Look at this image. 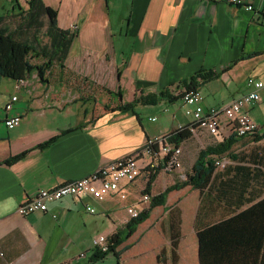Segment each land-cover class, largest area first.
Segmentation results:
<instances>
[{"label": "crops", "instance_id": "obj_1", "mask_svg": "<svg viewBox=\"0 0 264 264\" xmlns=\"http://www.w3.org/2000/svg\"><path fill=\"white\" fill-rule=\"evenodd\" d=\"M15 1L0 0V12ZM18 1L26 6L28 0ZM43 1L57 9L60 28L78 29L65 71L90 74L98 86L107 89L106 101L101 89L89 87L84 94L81 88L67 89L60 81L53 87L35 73L23 81L0 77V264H202L198 233L227 220L231 222L208 234L205 263L262 264L264 87L261 101L248 109L260 126L256 136H235L230 147L210 155L214 167L208 180L200 187L187 184L171 190L166 201L123 239L116 249L119 258L109 253L92 262L94 239L120 229L124 234L131 219L127 208L148 207L149 201H142L150 174L145 168L136 182L126 185L127 199L112 195L102 202L91 201L99 213L88 212L80 198L64 197L49 203L46 212L18 214V208L39 190L83 178L132 155L148 138L193 125L195 133L180 144L182 168L157 171L151 196L187 180L202 150L230 140V126L225 127L223 138L211 135L185 114L181 101L172 108L170 103L138 105L135 113L114 108L121 101L164 88L177 91L178 83L200 70H219L234 61L229 71L199 87L205 106L226 105L247 93L250 77L264 82L262 0H242V4L224 0ZM246 5L254 9L247 10ZM113 10L126 14L118 27V55L109 15ZM221 81L226 99L210 101L207 94L216 96L219 91L214 84ZM126 89L130 98L122 95L113 101L112 95ZM205 90H209L206 95ZM15 95L18 100L7 111L5 105ZM158 105L164 107L159 112L146 114L142 109ZM16 116L21 118L20 125L7 128L6 119ZM50 140L48 146L39 147ZM27 150L22 160L5 163ZM222 156L228 159L224 169L215 165ZM140 164L146 166L148 159L143 157Z\"/></svg>", "mask_w": 264, "mask_h": 264}, {"label": "trees", "instance_id": "obj_2", "mask_svg": "<svg viewBox=\"0 0 264 264\" xmlns=\"http://www.w3.org/2000/svg\"><path fill=\"white\" fill-rule=\"evenodd\" d=\"M77 34V30L60 28L57 9L47 5L43 0H28L26 6L18 0L15 1L12 3L10 9L6 8L0 12V77L23 81L31 74L37 73L42 82H49L46 75L52 73L53 67L60 70L59 74L64 73L66 61ZM236 62H231L228 66H224L219 70L202 69L195 75L178 83L176 86L177 91L164 88L156 93L139 95L133 101H121L114 109L120 112L135 113V108L138 105L172 104L181 99V95L178 93L181 89L186 88L195 91L207 81L217 79L222 73L229 71ZM116 95L119 99L122 98V93L118 92ZM190 127H193V125L176 128L166 133L164 140L174 142L177 146H180L181 142L193 133ZM234 137L235 135L232 134L230 140L218 144V146L207 147L202 150L187 180L183 183H175L168 186L161 194L159 193L154 196H151L153 178L157 171L164 169L159 165L156 169L151 170L147 185L142 191L144 195L150 196L148 207L143 208L138 216L127 221L123 231L124 234H122L123 229H120L108 237L109 247L107 251L101 252L94 249L91 261L97 262L103 260L109 253H113L119 258L120 254L116 249L123 242V239L129 237L136 227L142 221L144 222L156 205H162L166 201V197L171 190L178 189L187 184L200 187L208 180L214 167L208 157L217 152L222 153L223 150L230 147ZM51 141H47L39 145V147H46ZM142 148L143 146L136 152H140ZM28 152L29 150L12 156L5 163L12 164L18 160H22ZM262 204H264V201ZM245 213L241 217H244ZM229 222L231 221L227 220L198 233L201 241L200 257L202 264H206L205 256L208 249L206 239H208V234L210 231ZM262 264H264V260Z\"/></svg>", "mask_w": 264, "mask_h": 264}, {"label": "built area", "instance_id": "obj_3", "mask_svg": "<svg viewBox=\"0 0 264 264\" xmlns=\"http://www.w3.org/2000/svg\"><path fill=\"white\" fill-rule=\"evenodd\" d=\"M224 1L242 4V0ZM262 2L264 4V0ZM245 8L247 10L254 9L252 5H246ZM74 27L76 26H72L71 29H74ZM247 86L250 88L247 93L239 95L226 105L223 104L217 107L209 108L205 106L199 89L195 91L186 88L181 89L178 92L181 95L179 101L185 107L184 110L187 116L191 117L195 123H199V126L204 127L211 135L217 138H223L226 126H230L231 134L237 137L256 136L260 127L250 116L248 109L261 101L260 91L264 87V82L257 79V77H250L247 79ZM17 100L18 96H12L10 102L5 105V109L10 111L13 108V103ZM176 102L171 105H175ZM168 107L164 110L166 111ZM151 120L155 121L156 118H151ZM20 121L21 118L16 116L6 119L5 124L7 128L13 129L20 125ZM190 129L195 133V128L190 127ZM165 134H158L148 138L140 152H135L118 161L101 166L83 178L80 177L71 182L62 183L52 189L39 190L35 196L29 198L18 208V214L27 216L33 212H46L48 211L49 203L64 197L80 198L84 203L85 209L90 213H99L97 207L91 202L93 200L102 202L112 195L118 196L123 200L127 199L128 193L125 187L136 182L141 175L142 169L145 168V170L151 171L161 165L164 171L170 172L182 168V148L174 142L165 141ZM143 157L148 159L146 166L140 164V159ZM227 164L228 159L224 156L215 160L217 167L224 169ZM181 178L185 179L186 174H181ZM142 201H150V196L143 194ZM127 209L130 218L136 217L140 213L136 206H131ZM108 247L107 236L100 235L94 239V249L105 252ZM81 256L84 257L85 253H82Z\"/></svg>", "mask_w": 264, "mask_h": 264}, {"label": "rangeland", "instance_id": "obj_4", "mask_svg": "<svg viewBox=\"0 0 264 264\" xmlns=\"http://www.w3.org/2000/svg\"><path fill=\"white\" fill-rule=\"evenodd\" d=\"M8 7V5H7ZM9 9V7H8ZM110 18L112 19V23H113V32L116 33L114 35V45H115V49L117 52V55L119 54L118 50H119V43L121 38L118 35L119 34V29L118 27L121 26L120 22H121V18L125 17V12L124 10H121L120 12H115L114 10L112 12H109ZM73 30H77V27H74ZM71 65V64H70ZM60 70L58 68H54L52 69V73H48V75H46V78L49 80V82L52 84V86H58V82H62L65 85V88L67 89H79L82 91V93L86 94L88 93V89L89 87H95V90L98 91L99 89H101L103 91V95H102V99L104 101H106V95L104 94L105 90H107L106 88H101L100 86H98L93 80L94 78L90 75V74H85V71H81L80 72H76V71H71V70H66L64 71V73L59 74ZM90 73V72H89ZM34 74V73H33ZM36 76L38 77L37 73H35ZM32 75V74H31ZM39 79V77H38ZM40 80V79H39ZM41 81V80H40ZM214 86H217L216 88H218L217 90L219 91V93L216 96H211L210 93L207 94L208 98L210 101H217V102H221L222 100L226 99L224 97V93L225 91V84L221 81V82H217L216 84H214ZM99 87V88H98ZM213 87V86H212ZM86 90V91H85ZM94 90V91H95ZM128 89L124 90V92L122 93L124 98H130L129 96V92L127 91ZM209 90H205L204 91V95H206L205 93H207ZM100 93V92H98ZM112 99L113 101H118V96L116 94L112 95ZM181 104L179 103V106ZM174 105H171L172 108ZM164 107H162V105H158L157 107H148V108H144L142 107V109H144V113L146 112V114L151 113L153 110H155V112H159L161 111V109H163ZM140 111V110H139ZM173 111V109H172Z\"/></svg>", "mask_w": 264, "mask_h": 264}, {"label": "bare ground", "instance_id": "obj_5", "mask_svg": "<svg viewBox=\"0 0 264 264\" xmlns=\"http://www.w3.org/2000/svg\"><path fill=\"white\" fill-rule=\"evenodd\" d=\"M260 127V126H259Z\"/></svg>", "mask_w": 264, "mask_h": 264}]
</instances>
